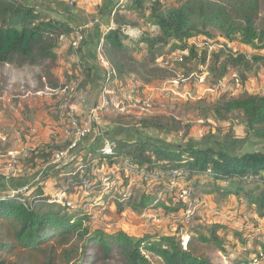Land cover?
Here are the masks:
<instances>
[{"label": "trees", "instance_id": "1", "mask_svg": "<svg viewBox=\"0 0 264 264\" xmlns=\"http://www.w3.org/2000/svg\"><path fill=\"white\" fill-rule=\"evenodd\" d=\"M42 1L0 0V68L41 67L51 85L49 92L54 94L52 90L64 89L66 85L56 82L52 72L62 46L61 39L68 38V53L80 55L83 61L85 81L80 87H98L95 72L99 73V70L86 55L88 43L82 37L83 31L79 30L82 26L74 25L78 20L74 10L66 2L61 5L62 15L58 19L44 8L47 7L45 3H54V0ZM114 6H117L115 0H103L98 6L97 14L104 22L114 13L115 27L106 29L102 36V30L96 24L93 37L98 39L91 45L95 47L98 40L103 39L104 59L116 77L134 75L153 84L177 74H197L204 67L209 74L224 78L238 68L245 73L253 64L264 66V55L252 57L232 48L244 45L264 49V0H177L176 3L171 0H128L124 5ZM118 10L131 15H121ZM129 28L141 31L136 39L127 34ZM77 36L80 42L75 46ZM201 36L215 40L220 51L194 41ZM175 51L182 56L172 62V68L158 64L159 57ZM183 68L186 69V72L181 70L184 73L180 71ZM5 86L6 82L0 80V93ZM195 106L193 114L199 112L210 122L206 124L208 134L195 141L196 145L190 142L175 148L162 143L157 136H150L154 131L171 137L174 133L184 132L186 138L191 130V126L174 115L156 114L134 125L142 134L135 133L134 140L129 128L121 126V131L107 130L101 138L97 134L94 146H91L94 134L84 138L70 151L76 153L71 162L74 165L70 163L55 174L60 176L70 169V173L60 178L65 184L72 186L74 183L77 188H84L82 177L86 169L99 166L93 165L95 161L102 163L107 159L113 163L128 159L139 167L185 172L187 179H196L197 184L201 183L199 176L205 177L209 180L205 185L212 186L208 193L223 197L236 195L259 220H264V151L233 152L218 144L220 139L233 137L237 122L247 133H264V95L224 94L207 104L206 101L196 102ZM218 124L227 126V131L225 126ZM107 140L111 142H105ZM45 145L31 151L23 162L25 169L33 172L30 178L25 175L0 176V193L27 188L26 194L0 195V264H239L248 261V257L231 254L225 235L219 233L225 226L219 223L196 225L186 237L146 235L136 239L122 231L90 230L83 206L69 205L63 195L65 184L51 196L43 189L48 172L37 180L40 167L53 162L55 151L67 146L68 151L72 149L74 140H67L63 146ZM48 169L54 170V166L50 165ZM119 193L105 196L103 205L110 207L115 203L120 211L129 206L138 211L158 201L148 196L140 202L127 194H121L122 200ZM179 204L181 209L186 208V203ZM74 235L84 240L80 259L74 256L75 248L70 246V238ZM218 254L223 256L222 260L215 262ZM254 254L260 255V252Z\"/></svg>", "mask_w": 264, "mask_h": 264}, {"label": "rangeland", "instance_id": "2", "mask_svg": "<svg viewBox=\"0 0 264 264\" xmlns=\"http://www.w3.org/2000/svg\"><path fill=\"white\" fill-rule=\"evenodd\" d=\"M63 1L68 2L67 0ZM171 2L176 3L177 0H171ZM83 5L87 7L86 0H80L77 7ZM91 9L92 8H89V10ZM54 17L58 19L61 18L57 14L54 15ZM61 40L62 46L58 51L57 64L54 66L52 73L55 77H59L60 80H64L63 82L66 83L65 88L57 89L58 91L52 90L54 92L52 96L50 94L51 92H47L46 89H31V91L36 90L41 92L38 94V97H44L50 100L53 98L50 101L53 106L45 110L43 107H40L42 101H37V106H39L38 110L30 109L22 113L23 110H21V108H16L15 103L7 99L8 104L11 106V110L13 111L14 109L16 111L15 115L4 117L7 121H13L17 124L15 126L12 122H3H7V133L9 134L5 138H2V134L0 133L1 177L8 176L6 178H11L25 175V177L30 178L33 175V172L25 169L23 162L26 159L25 156L27 153H31L29 150L36 143L29 144L30 146L27 144L23 145L18 136L20 138H22V136H27L36 142L38 139H49V141H51V137L56 136L57 139H55L53 143L57 146H63L67 142V140L65 141L64 139L68 136L67 133L70 130V124L69 119L65 116V111L61 109L64 103L69 105V109L74 110L79 122L84 125L87 120V115H90L95 108L94 105H100L102 101L104 111L97 113L98 117L95 121L96 128H94L95 134L99 133L100 138L104 136L103 134H105L107 130L111 131V128H113L112 132H114L121 126L129 128L131 139L134 140L135 129L133 128L137 122H143L146 118L156 114L174 115L191 126L189 135H187L186 138L183 136L184 132L174 133L171 137L170 135L166 136L154 131L151 132L150 136H157V139L162 140V143L177 148L180 144L182 146H187L185 144L190 142L196 145L195 141L202 139L208 134L209 126L206 124L210 122L205 120L203 115L199 112L193 114L196 102L206 101L207 104L215 101L219 96L224 94L231 96L244 93L264 95V66L261 65V63H257L253 64L250 70L245 73H242L241 69L238 68L236 71L232 70L224 75V78L209 74L206 67L201 68L197 74H192L190 72L184 75L177 74L176 77L153 84H149L134 75L125 74L120 77L117 75L116 79L111 76L108 78V86L102 89V94L97 98V101L94 102L97 97L95 92L99 91V89L96 88L94 92V90H91L88 86H85L83 89L80 87L85 81V76H83L81 69L76 68L75 65L76 62L79 63L80 57H78L76 53H68V38H62ZM194 41L200 45H209L214 48L213 50L218 48L220 51V46L216 44L217 42L215 40H208L206 37L201 36L200 38H194ZM78 42H80L79 36H77L75 40V46H77ZM232 48L252 57L255 55H264V49H254L244 45L232 46ZM165 52H167V50ZM181 56L182 53L177 51L170 52L166 56L159 57L157 62L160 66L172 68V62H177ZM181 70L186 72L185 68L180 69V71ZM3 71L4 70L0 73H3ZM40 72L43 77L46 78L45 70L41 69ZM5 74H10L12 80L13 75H17V79L19 80H21L23 76H28L29 79H31L30 88L39 87L36 78L34 76L31 77V74L28 72L19 71L17 73L12 68L8 67L5 68ZM113 75H115L114 71ZM70 77L74 78L70 80ZM45 84L47 86L46 88L51 87L47 81ZM25 87H27V85H25ZM20 88L21 87H18V93L21 91L25 92L26 88ZM10 90H15V87H11ZM2 99L3 97L1 95L0 108L3 106L1 103ZM114 99L117 101L121 100L122 109L124 110L115 109ZM55 104L56 107H54ZM0 112L3 113L2 110H0ZM53 114L59 115V121L53 117ZM126 123L128 124L124 125ZM218 126L224 127L225 125L218 124ZM224 128L227 131L228 127L225 126ZM235 128L234 135L231 139H220L218 144L225 147L227 146L229 150L233 152L264 151V133H247L244 126L239 122L236 123ZM56 133H60V136H57ZM109 141L110 140H108V142ZM46 145H50V143ZM103 146L104 144L102 146L100 145L98 148H102ZM68 149L69 146L64 150L55 151V154L66 152ZM16 159L18 160L17 163L14 162ZM91 159L94 160L93 157ZM72 163L70 165H74ZM118 163V160L110 163L106 159L101 165L103 164L106 168H112L117 167ZM77 164L78 163L75 165ZM17 166L19 167L18 174L13 175ZM43 168L44 165L40 167L41 170ZM53 171L52 174L55 176L57 170ZM46 172H49V170ZM70 172V169L64 170L60 173V176L62 177L64 174L66 175ZM92 172H99V166H96V168L93 167ZM181 174V176H176V178L172 172L168 174L160 172L157 182L153 183L148 189H143L138 186L145 185V183L139 182H145L147 181L146 179L134 176L130 177L127 174H123V179L121 181L122 185H119L118 190L117 184H112L115 181L110 179L107 183H103L101 188L92 187V189H95L94 192H87L81 196L79 191H77L78 196H74L72 198L73 200H69L68 204H78L80 207L81 205L83 206L90 230H103L106 232L122 231L128 236L136 239L146 235L157 237H186L190 233V229L196 225L203 224L205 226H210L211 224L219 223L225 226L219 233L223 236L225 235L228 250L231 254L240 258L248 257L247 262H240L239 264H264V220H259L257 214L251 212L245 202H240L236 195L223 197L221 194L215 195L208 193L212 186L205 185L206 182L209 181L207 178L199 176L201 179L198 180H200L201 183L197 184L196 179H187V173L181 172ZM54 176L51 179H49L51 176H47L48 178H46L43 183V189L48 194H51V196L65 184L64 180H62L59 175ZM112 179L114 180V176ZM82 182L85 183L83 177L81 183ZM212 185H214V183ZM72 186H75V184L73 183ZM65 187H67V184H65ZM72 190L76 191L77 189L73 187ZM183 191H185V194ZM13 192L12 190L2 191L1 196ZM24 192L26 194V191ZM112 193H119L121 197V194H127L132 200L138 199L140 202L148 196L151 197L150 199L155 198V200L158 201L151 203L146 209L144 208L136 211L132 206H129L123 211H120L115 203L110 207L103 205V198ZM148 193H150V195H148ZM59 198L61 199L63 196L59 195ZM123 198L124 197L121 199L123 200ZM179 202H183V204L186 203V208L181 209ZM162 204L167 206L164 207ZM94 210L101 213L94 215ZM148 211L149 214L147 217H144L143 213ZM256 241L258 244L255 243ZM70 242V246L75 248L74 256L80 259L82 256L81 247L84 245V240L74 235L70 238ZM233 244L235 247L231 249L234 246ZM255 251L260 252V255L254 254ZM221 256V254L216 255L214 258L215 262H220L223 257ZM226 264L231 263L227 262Z\"/></svg>", "mask_w": 264, "mask_h": 264}, {"label": "crops", "instance_id": "3", "mask_svg": "<svg viewBox=\"0 0 264 264\" xmlns=\"http://www.w3.org/2000/svg\"><path fill=\"white\" fill-rule=\"evenodd\" d=\"M23 1L24 2H34V3L38 2V0H23ZM39 1L43 2L42 0H39ZM93 2L98 4V6H100L102 4L103 0H93ZM127 2H128V0H115V5H117V6L124 5ZM56 3H59V5H57ZM63 4H66V2H64L63 0H54V3L53 2L47 3V4L45 3V5L47 7H44V8L50 10L49 12L52 13L53 16L57 14L61 17L62 13L60 11H61V7H62L61 5H63ZM117 6L116 7L114 6V7L117 8ZM89 8H91V7H89ZM89 8L82 7V6H79V7L75 6L74 8L72 7V9L75 12V16L78 19L77 23L74 25H75V27L82 26V27H79V30H82L83 34L85 33L84 35L82 34V37L85 38V40L88 43V46L86 45V55L91 57L90 60L93 62V64L95 66L98 67V70H99V73L95 72V78L97 79L96 85L98 84V87H93L91 85H88V87L91 88V90H94V92H95L96 88L99 89V91L95 92L97 97L95 98L94 102H96L97 98H99V96L102 94V89L105 88L106 86H108V84H109L108 78L112 76V77H114V79H116V76L113 75V70L111 69L110 64L104 59V56L102 53L103 39L101 38L100 42L98 40V43L95 47L93 45H91V43L93 42L94 39L95 40L98 39L97 37H93V35L95 34L93 27L95 28L96 24H99L98 27L101 28V30H102V31H100V34L103 36L104 31L106 29L109 30L110 28L115 27V20H114V13H113V17L110 20H107L104 22L102 19L99 18V15L97 14V12L99 10L94 11L93 8L91 10H89ZM119 14H121V15L124 14V15H128V16L131 15V14H129L123 10L119 11ZM140 32L141 31L139 29H131V28L127 29V34H129L132 39H136L139 36ZM74 45H76V44H74ZM78 57H80V55H78ZM79 59H80L79 63L76 62L75 65H76V68H80L81 72L83 73V69H82L83 61L81 60V57ZM8 67L12 68L17 73L19 71L20 72L21 71L28 72L29 74H31V77L34 76L36 78L39 87L30 88V86H31L30 80L31 79H29L28 76H23L22 79L19 80V79H17L18 78L17 75H13V80H12V78H10V74H5V68H8ZM41 69H42L41 67H30V66H24V67L5 66V67L0 68V72H2V70H4L3 73H0V80H2L4 83L6 82L5 90L2 93H0V97H1V95L3 97L2 102H1L3 106H2V108H0V110H2V112H3V113L0 112V133L2 134V136H1L2 138H5L9 134V133H7V131H8V126L6 124L7 122H12L15 124V126L17 124L16 122H13V121H7V119H5V117H4V116L8 117L10 115L11 116L15 115V111H16L14 109H13V111L11 110V106L8 104L7 99L10 102L15 103L16 108H21V110H23L22 113L25 110H30V109L38 110L39 106H37V104H38L37 101H39V102L42 101V104H40V107H43L45 110L49 109V108H51V106H53L50 102L53 98H51V100H50L48 98L38 97V94H40L41 92L36 91L39 89L41 90L42 88L44 90L46 89L47 92L51 91L48 88H46L45 82L47 81V83H48V80H47V78L43 77V75L41 74V72H40ZM84 75H85V72L83 73V76ZM54 78L56 79V82H58L60 85L66 84L63 82L64 80L63 81L60 80L59 77L54 76ZM68 78H69V76H68ZM73 78L74 77H70V80ZM25 85H27V87H25ZM13 86L15 87L16 92H15V90H10L11 87H13ZM18 87H21L20 89L26 88L25 92L21 91L18 93V91H17ZM31 89H36V90L31 91ZM50 94H51V96L53 95L52 93H50ZM42 99H44L45 101ZM54 107H56V104L54 105ZM53 117L58 121L60 119L59 115L53 114ZM4 121H7V122L3 123ZM58 128H60V127H58ZM108 128H110V127H108ZM119 129L120 128H117L115 131H117V130L119 131ZM111 130H113V128H111ZM1 131H3V132H1ZM120 131H121V129H120ZM135 133L138 136L142 135L139 131V128L135 130ZM56 135L60 136V133H56ZM94 135H95V137H94ZM94 135L92 136L93 141H91V143H92L91 146H94V143L96 141L95 138L98 137L97 134H94ZM18 138L23 143V145L24 144L29 145V144H33L35 142L36 144L30 149L32 151L43 146L44 144L53 143V141L55 139H57V137L55 136V137H51L52 142L49 141V139H44V140L38 139L36 142V141L32 140V138L27 137V136H22L23 139L20 138L19 136H18ZM64 140L66 141V138ZM52 172H54V171L49 170V172H48L47 176H49V177L51 176L49 179H51L54 176L52 174ZM49 173H51V174H49ZM55 176H57V175L55 174ZM35 180H36V178H35ZM0 195H1V193H0ZM49 195H51V194H49Z\"/></svg>", "mask_w": 264, "mask_h": 264}, {"label": "built area", "instance_id": "4", "mask_svg": "<svg viewBox=\"0 0 264 264\" xmlns=\"http://www.w3.org/2000/svg\"><path fill=\"white\" fill-rule=\"evenodd\" d=\"M67 1H68L69 6L71 7H75L77 6L78 3H80V0H67ZM86 5H87V8L91 7L94 9V11H97L98 4L94 3L93 0H86ZM82 7H86V6L83 5ZM120 91H123V90H120ZM114 103H115V109L124 110L122 109L121 100L117 101L114 99ZM68 106H69L68 104L64 103L61 109L65 111V116L66 118L69 119V124H70V130L67 133L68 136L66 137V140H74V147L70 149L68 152H60L59 154H55V158L53 162L51 164H47L41 170V172L38 175L37 180H39V177L42 174H45L46 171L49 170L48 167L50 165L54 166V170L58 171L59 169H62L66 165L70 164L76 158V155L74 153H71L70 151L73 149H76L78 144L84 138L90 136L91 134H95L94 128H96L95 121L98 117L97 113L104 111L103 106H102V101H101V104L95 105V108L92 110L90 115H87L86 117L87 120L83 125L79 122L77 114L74 112V110L69 109ZM105 142H108V140ZM29 151L31 152L32 150H29ZM28 156H29V153H27L25 158H28ZM17 161H18L17 159L14 160L15 163H17ZM104 161L105 160H103V162ZM93 165H99V172H92V167H90L89 169H86V173L83 176V181H85V188H77V186H69V184H67V187H64L63 195L66 197L67 200H73L72 198L74 196H78L77 191H79V193L82 196L83 194H86L87 192H91L92 187L101 188L102 184L107 183V181H110V179L112 181H115V184H117V190H118L119 185H122L121 181L123 179L122 178L123 174H127L130 177L134 176V177L146 179L147 181L145 182H139V183H145V185H143L144 187L142 185H138V186H140L143 189H148L149 187L153 185V183L157 182V178L160 176V172H163L164 174H168L171 172L172 174H174V172H177V170L164 172L162 170L148 169L147 166L139 167L137 165L132 164L128 159H121L117 167H112V168H106L103 164L101 165V162L99 161L98 162L95 161ZM18 168L19 167L17 166L16 169L14 170L15 174L13 173V175L18 174ZM51 171H53V169ZM113 176H114V180L112 179ZM5 177H8V176H5ZM73 187L76 188L77 190L73 191L72 190ZM26 190L27 188H23L19 191H16V192L14 191L13 193H20ZM183 193L185 194V191H183ZM99 213L101 212H97L96 210H94V215L99 214ZM148 214H149V211L144 212L143 216L147 217Z\"/></svg>", "mask_w": 264, "mask_h": 264}, {"label": "bare ground", "instance_id": "5", "mask_svg": "<svg viewBox=\"0 0 264 264\" xmlns=\"http://www.w3.org/2000/svg\"><path fill=\"white\" fill-rule=\"evenodd\" d=\"M74 146V145H73ZM96 168V167H95ZM86 172V171H85ZM85 172H83V173H85ZM81 173V172H80ZM174 175H175V177L176 176H181L182 174H181V172H179V171H177V172H174ZM83 176V175H82ZM177 178V177H176ZM181 178V177H180ZM111 184V183H110ZM112 184H115V182H113ZM82 185L84 186V188H85V183L84 182H82ZM116 186V185H115ZM115 186H114V188H115ZM104 189H105V187H104ZM105 191V190H104ZM106 192V191H105Z\"/></svg>", "mask_w": 264, "mask_h": 264}]
</instances>
